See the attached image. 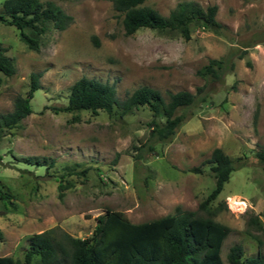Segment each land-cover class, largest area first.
I'll use <instances>...</instances> for the list:
<instances>
[{
    "label": "rangeland",
    "instance_id": "rangeland-1",
    "mask_svg": "<svg viewBox=\"0 0 264 264\" xmlns=\"http://www.w3.org/2000/svg\"><path fill=\"white\" fill-rule=\"evenodd\" d=\"M42 1L73 20L63 30L50 25L38 36V49L0 21V46L15 66L11 76L0 72V114L12 112L32 74H40L32 113L0 133V188L13 195L10 202L0 198V256L24 261L28 238L49 230L88 238L108 209L134 223L178 209L206 215L201 204L215 180L204 161L216 148L235 165L209 204L214 219L231 228L222 258L230 264L234 244L244 247L245 257L264 254V162L257 154L264 150V0L144 2L164 16L181 2L217 5L222 34L195 24L190 39L146 27L126 34L115 0ZM213 58L226 60L224 74L200 75ZM83 76L113 84L119 100L150 86L166 98L187 90L196 101L179 111L186 119L174 136L159 142L151 138L148 105L127 114L117 107L60 111Z\"/></svg>",
    "mask_w": 264,
    "mask_h": 264
},
{
    "label": "trees",
    "instance_id": "trees-1",
    "mask_svg": "<svg viewBox=\"0 0 264 264\" xmlns=\"http://www.w3.org/2000/svg\"><path fill=\"white\" fill-rule=\"evenodd\" d=\"M146 0H115V8L123 14L126 34L140 28L176 30L186 39L191 38L192 26L199 24L215 33L222 34L225 26L217 20V5L207 8L195 2H181L168 16L155 8L144 5ZM73 20L60 6L52 1L4 0L0 21L20 30L21 39L31 48H39V35L52 25L65 29ZM26 30H31L29 34ZM227 62L210 59L198 71L202 76L221 77ZM233 67V64H232ZM0 72L11 76L15 66L11 57L0 46ZM40 74L33 73L31 87L26 96L16 99L15 109L0 114V133L4 127L18 125L32 113L31 101L39 87ZM196 95L182 90L169 93L166 98L159 90L141 86L124 100H119L113 84L86 76L71 87L68 103L60 111L103 110L112 113L117 107L122 114L132 112L141 105L153 111L151 138L169 141L186 119L180 110L193 105ZM162 116L164 120H158ZM152 149V147H150ZM258 157L264 162V150ZM45 162L48 158H44ZM38 162V161H37ZM209 165L215 186L201 204L206 215L178 209L175 214L146 221L132 222L123 212L108 209L97 217L93 234L88 238H76L68 233L55 235L53 230L35 233L28 238L24 261L11 256H0V264H225L222 247L231 228L214 219L217 211L209 204L216 200L235 170L234 161L221 148H216L204 161ZM202 172L201 167L192 168ZM12 193L0 188V198L10 202ZM227 259L230 264H264V254L245 257L241 244L231 246Z\"/></svg>",
    "mask_w": 264,
    "mask_h": 264
}]
</instances>
